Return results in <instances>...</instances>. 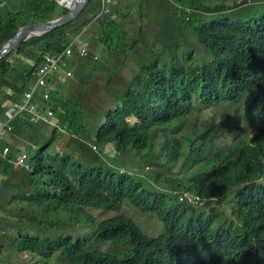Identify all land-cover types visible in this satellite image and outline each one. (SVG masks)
<instances>
[{
  "label": "trees",
  "instance_id": "16d2710c",
  "mask_svg": "<svg viewBox=\"0 0 264 264\" xmlns=\"http://www.w3.org/2000/svg\"><path fill=\"white\" fill-rule=\"evenodd\" d=\"M92 1L0 59L2 124L42 56L75 41L49 79L50 102L37 87L31 109L0 135V264H264V0H162L171 4L155 12L154 44L149 20L138 21L144 0H127L132 20L112 0L105 11ZM67 11L56 0H0V44ZM96 23L104 52L120 55L117 67L80 54L79 46L93 53L87 29ZM129 57L136 66L119 73ZM49 107L47 120L29 121ZM228 109L257 128L223 119ZM25 128L36 132L19 142ZM62 136L80 150L57 149ZM107 146L111 162L102 159ZM20 152L30 168L14 163ZM134 165L153 174L141 177ZM184 192L198 203L179 200ZM126 204L152 222V234Z\"/></svg>",
  "mask_w": 264,
  "mask_h": 264
},
{
  "label": "rangeland",
  "instance_id": "374dc122",
  "mask_svg": "<svg viewBox=\"0 0 264 264\" xmlns=\"http://www.w3.org/2000/svg\"><path fill=\"white\" fill-rule=\"evenodd\" d=\"M240 1L241 0H237L238 3ZM112 2H114V4L116 6L123 7L124 13L126 14V18L132 20V17H130V15H129V13L131 12V10L133 8L132 4H129V2L127 0H112ZM144 2H145L144 3V10L147 13V17H145L146 18L145 20H142V25H143V23H145L146 21L149 20V22H147L145 24V27H146V30H147V35H146L147 38L146 39H147L148 43L154 44V41L151 39V37L158 34V25H155V24L158 23V21H159L157 19L158 15L155 12H157V11L165 12L166 8H167V10L169 9V6H170L171 3H166V2H164L162 0H144ZM58 3L61 4L62 6H65V7L69 8L74 3V0H58ZM173 6H175L177 8V11H179V9H178V7H180L179 2H175L174 1L173 2ZM136 12H138V10H136ZM171 15H172V13L168 12V22H172V16L173 15L172 16ZM163 16H165V15H163ZM175 20H177V19L174 18L173 23H174ZM35 22H39V21H35ZM165 23H167V22H165ZM124 28H125V26H124ZM166 28H168V23H167L166 26L161 27V30L164 31ZM122 39H124V40H132V38L129 37L127 34L124 35L122 37ZM73 42H75V41H73ZM100 46H101L100 49L99 48H95V47L93 48V54H96L98 56V60H100V62H103L105 65L108 64V66H110V67H117L118 64H115V62L120 58L119 53L118 52H116V54H114L113 52L112 53H105L103 45L101 44ZM109 47H110V45H109ZM95 66H96L95 74L98 75V76H101L100 69L102 68V65L95 64ZM135 66H136L135 65V61L132 58L129 57L127 65L126 66L122 65L120 68L117 69V71L119 73L129 74L131 72V70L134 69ZM61 74L62 75L65 74V71H62ZM101 78L102 77H100V79ZM102 79H105V78H102ZM48 101L50 102V99ZM222 113H223V119L230 120L231 122H236V123L239 122V123H242V124H248L250 129L255 130L257 128V126H258L251 119L242 116L236 110L228 109L226 111H223ZM217 118H221V117L217 116ZM23 132H25L26 135L24 137H22V135H21L19 138H17V140L19 142H22V139H24V138H25V142H26L27 139H28V134L30 132L31 133H35L36 131H33V130L29 129V128H27V129L25 128L23 130ZM60 139H61L60 143H58L56 145L57 149H60L63 146H67V147H69L71 149L73 148L75 150H80L81 144H80V141H78L77 139H75L73 137H65V136L60 137ZM114 155H115V153L112 150V148L110 146H107L104 154L102 155V159H104L106 162H111L113 157H114ZM129 161H130V163H134L133 159H129ZM141 166H143V165H139V166H135L134 165L133 168H136L134 171L137 174H139V176H141V177L149 178L150 174H153L152 169L150 167L148 168L146 166L145 167H141ZM151 181H153V180H151ZM153 183H155V182H153ZM162 186L165 187V188H169L166 184H164ZM193 204H195V203H193ZM122 211L126 215H128L130 217H133L148 233L152 234V232L155 230L154 226L152 225V222L148 221L147 217H144V215L140 214L139 210H137L136 208L132 207L131 205H128V204L124 205ZM27 258H28L27 255L21 256V260H26Z\"/></svg>",
  "mask_w": 264,
  "mask_h": 264
},
{
  "label": "built area",
  "instance_id": "2783aa9c",
  "mask_svg": "<svg viewBox=\"0 0 264 264\" xmlns=\"http://www.w3.org/2000/svg\"><path fill=\"white\" fill-rule=\"evenodd\" d=\"M58 1V0H56ZM111 3V0H100V8L101 11H105L108 9V5ZM73 43H70L67 45L64 50V53H53L49 55H45L41 65L39 66L37 70V74L35 77V81L28 90L24 91L21 102L20 103H13V105L8 108L5 111V121L0 124V135L5 131L10 129L9 125V120L12 119L13 117L17 116L19 113H23L27 108L31 109V99L33 98V93L37 87H42L46 85V78L57 71L58 69L62 68L63 65L65 64V59L71 55L72 52V46ZM80 48V54L81 56H87L86 50L84 47L79 46ZM96 58V57H95ZM44 99H48V94H44L43 96ZM33 110V109H32ZM31 117H30V122H36L40 119L47 120L51 114H52V109L47 108L46 111L41 114L39 112H36L33 110ZM8 148H3L2 154H6ZM27 154L26 153H20L16 156L15 159V164L16 165H22L25 168H30L29 164H27ZM178 199L179 200H187L191 203H198L199 197L194 194H189V193H180L178 194Z\"/></svg>",
  "mask_w": 264,
  "mask_h": 264
},
{
  "label": "water",
  "instance_id": "95a60500",
  "mask_svg": "<svg viewBox=\"0 0 264 264\" xmlns=\"http://www.w3.org/2000/svg\"><path fill=\"white\" fill-rule=\"evenodd\" d=\"M88 0H74V3L68 8V11L59 17L33 22L20 26L14 35L0 44V59L14 51L22 42L30 37L39 36L56 27L62 26L74 18L82 11Z\"/></svg>",
  "mask_w": 264,
  "mask_h": 264
},
{
  "label": "crops",
  "instance_id": "0c3cea01",
  "mask_svg": "<svg viewBox=\"0 0 264 264\" xmlns=\"http://www.w3.org/2000/svg\"><path fill=\"white\" fill-rule=\"evenodd\" d=\"M98 2H99V0H93L91 9H93V10L96 9L98 7ZM89 14H91V12H89ZM99 27H100L99 24L96 23L94 26L90 25L87 30H88L89 33H93L91 39L95 40V42H96V45L94 47L100 49L101 48V46H100L101 43L99 42V40L101 38L100 37V33H102V29L99 28ZM53 78H54V76H53Z\"/></svg>",
  "mask_w": 264,
  "mask_h": 264
},
{
  "label": "clouds",
  "instance_id": "9594fccd",
  "mask_svg": "<svg viewBox=\"0 0 264 264\" xmlns=\"http://www.w3.org/2000/svg\"><path fill=\"white\" fill-rule=\"evenodd\" d=\"M83 47V46H82ZM45 55H48V54H45ZM45 55H43L42 56V60H43V58H44V56ZM87 55H91L92 57H96V58H98V56L96 55V54H93V53H90V54H87ZM69 57V56H68ZM67 57V58H68ZM66 58V59H67ZM42 60H41V63H42ZM41 63H40V65H41ZM39 65V66H40ZM39 66H38V68H39ZM38 68H36V71H35V73H34V81H35V77H36V74H37V70H38ZM64 69V67H62V68H60V69H58L57 71H59V70H63ZM57 71H55L54 73H52V74H50L47 78H46V85L45 86H42V88L43 89H45V91L48 93V91H47V89H46V87L48 86V83H49V79L50 78H52L53 76H55V73L57 72ZM65 73L67 74V75H69L70 73L69 72H67V71H65ZM34 81H33V83H34ZM33 83L31 84V87H32V85H33ZM28 90V89H27ZM26 91V90H25ZM24 93V92H23ZM50 99V95H49V93H48V99L47 100H49ZM49 108H51V107H49ZM52 109V108H51ZM7 110V109H6ZM5 110V111H6ZM4 116H5V114H4ZM20 153H25V152H20ZM19 153V154H20ZM27 154V153H26ZM27 160H28V156H27ZM27 162V161H26ZM14 163H15V161H14ZM27 164H29V166L31 167V163H28L27 162Z\"/></svg>",
  "mask_w": 264,
  "mask_h": 264
},
{
  "label": "bare ground",
  "instance_id": "6f19581e",
  "mask_svg": "<svg viewBox=\"0 0 264 264\" xmlns=\"http://www.w3.org/2000/svg\"><path fill=\"white\" fill-rule=\"evenodd\" d=\"M110 4V3H109ZM97 14V13H96ZM159 16V15H158ZM146 18L145 17H140L138 21L141 22V20H145ZM187 201V200H186ZM189 202V201H188Z\"/></svg>",
  "mask_w": 264,
  "mask_h": 264
}]
</instances>
